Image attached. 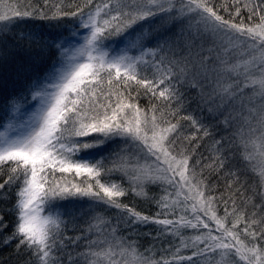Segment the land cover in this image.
<instances>
[{
  "label": "snow or ice",
  "instance_id": "obj_1",
  "mask_svg": "<svg viewBox=\"0 0 264 264\" xmlns=\"http://www.w3.org/2000/svg\"><path fill=\"white\" fill-rule=\"evenodd\" d=\"M44 7L16 0L0 10V64L27 55L33 74L18 95L0 99L7 121L0 131V252L11 250L0 264H198L193 257L264 264V0H44ZM26 18H71L73 26L21 35L18 21ZM118 37L125 47L115 50L109 42ZM77 38L83 43L73 48ZM45 53L57 59L42 68L36 58ZM149 67L151 76L142 71ZM26 93L37 103L20 121ZM193 98L232 130L213 140L207 156L199 149L214 126L184 115ZM65 174L87 179L74 183ZM128 195L151 199L157 212L137 211L121 199ZM80 197L118 215L65 206ZM85 216L81 234L69 236ZM149 224L160 226L158 238L168 237L159 254L138 243L151 238L139 231ZM184 229L196 235L185 238Z\"/></svg>",
  "mask_w": 264,
  "mask_h": 264
},
{
  "label": "trees",
  "instance_id": "obj_2",
  "mask_svg": "<svg viewBox=\"0 0 264 264\" xmlns=\"http://www.w3.org/2000/svg\"><path fill=\"white\" fill-rule=\"evenodd\" d=\"M15 2L16 0H0V5L4 6L3 9H0V10L7 11V6L10 4H15ZM56 2L57 0H50V4H54ZM63 2L67 4L68 0H63ZM20 3L21 4L28 3L33 6L41 7L42 10H45V11L48 10L47 8L44 7V0H20ZM18 23H19V28L16 29V31H18L21 35L31 33L34 36H48L50 34H55L58 32L66 33L67 28L73 26V22L71 21V18H68V19H65L59 22L55 20L48 21V20H41V19L26 18L23 21H18ZM57 23H59L60 25L59 27H55ZM82 31L84 32V34H87L86 30H82ZM109 43L111 44L112 48L115 50H119L125 47L123 37L116 38L115 43H112V42H109ZM37 51H38V48L36 46H33V50L29 55L36 56ZM129 54L137 55L138 51L135 49H132L130 50ZM56 59H57L56 55H52L51 53H45L42 56H39L36 58V63L41 65L42 68H46V67L51 66L53 61H55ZM30 69H31V65L28 63L27 55L21 58H18L15 62L8 63L7 65L0 64V99L11 97L13 94L18 95L19 91L22 90L23 85L26 82H29V78L33 75ZM142 71L146 72L150 76L152 74V69L150 67L142 68ZM26 95H28V100H29L30 94L26 93ZM191 96L195 97V93L194 92L191 93ZM22 103L24 102L22 101ZM139 104L141 107H144V108L148 107V101L146 98H141L139 100ZM21 111L23 114L18 116V119L20 121L27 119V115H26L27 112H25L26 110L24 111V108H23ZM184 115H191L195 117L196 119L201 120L205 125L214 126L212 127L213 136L206 137L202 141L201 148L199 149V151L204 152L206 156L212 153L214 139L220 140L222 136L225 138H229L232 135V130L224 131L223 126L219 125V123L216 120L210 117L208 112L204 109L203 106H198L194 98L190 99L188 103L186 104ZM182 123L186 127L188 126V121H182ZM6 124H7V121L5 119L0 118V131L6 130ZM105 147L107 148V145ZM111 150L112 149H108V151L102 150L100 155H108L110 154ZM90 151L93 153H97L95 149L90 150ZM92 158L97 159L99 158V156H94ZM238 164H240V161L234 159L233 167H236ZM252 175H255V173H253ZM58 178H59V174H58ZM244 178L251 180V176L244 177ZM64 179L71 180L74 183H79L80 181L85 180L87 178L84 176L75 177L73 174H65ZM112 179L117 180V177L115 174L113 175ZM212 180L215 181L216 177L213 176ZM225 180H227V176L222 177L220 181L217 182L218 190L223 188ZM117 182H120V181L117 180ZM124 186L127 187L126 182ZM153 194H155V189H153L149 195L151 196ZM121 199L123 200L124 203L134 206L137 211H140L145 215L153 216L158 210L156 205L151 201V199L134 197L132 195H128ZM14 200H15V197L13 196L12 201L9 202V207L11 203L14 202ZM258 202L259 200L257 199V203ZM65 206L80 209L82 210V212H85V213L92 212L93 214L103 215L109 220H111L112 218L118 215L116 210L107 208V207H101L100 205L92 202L91 199L87 197L75 198V202L72 204H68L65 202ZM47 214H48V209L45 208L44 211L41 213V215H47ZM220 214H222V208H221ZM6 218L9 219L10 221L15 220L14 215H8L6 216ZM88 219H90V217L85 216L84 219L78 220L79 228L77 232L70 231L68 235L69 236L80 235L81 233L79 229L85 228L87 226L86 221ZM189 219H191L190 216H189ZM159 227H160L159 225H152V224H149L147 227H141L139 231L141 233H145V232L151 233V238L142 237L138 241V243L143 244L145 246L149 244L154 245V250L157 252V254L160 253L162 248H168L170 246L168 243V237L165 236V237L158 238ZM182 232L185 238L196 235V233L192 229H184L182 230ZM120 234L127 235V233L125 232H121ZM241 239H243V237H241ZM171 243L172 245H179L180 240L179 238L173 237L171 240ZM82 250L83 248L80 247V248L75 249L74 251H82ZM10 251L11 250L9 249V250L0 252V256L7 257ZM182 254L184 256H191L192 255L191 247L188 249H182ZM193 260H197L198 264H204L203 259L201 258L193 257ZM214 260L219 261L220 256L215 255ZM6 264H16V261L14 259L9 260L6 262ZM185 264H188V262H185Z\"/></svg>",
  "mask_w": 264,
  "mask_h": 264
},
{
  "label": "rangeland",
  "instance_id": "obj_3",
  "mask_svg": "<svg viewBox=\"0 0 264 264\" xmlns=\"http://www.w3.org/2000/svg\"><path fill=\"white\" fill-rule=\"evenodd\" d=\"M83 34H84V32H83ZM83 43V41H82V39H79V38H77L75 41H74V44H73V48H75V47H78L80 44H82ZM246 91H250V89H246ZM29 101L30 102H28L26 105H25V107H24V111L25 112H27L26 113V115H28L29 113H30V111L31 110H33L34 109V107H35V105H36V103L37 102H35V101H31V97L29 98ZM33 104V105H32ZM17 133H15V132H13V133H10V135H12V136H15ZM113 147H115V145H113ZM96 151H97V153H99V154H101V152H102V150L101 149H95ZM112 151V150H111ZM110 151V152H111Z\"/></svg>",
  "mask_w": 264,
  "mask_h": 264
}]
</instances>
